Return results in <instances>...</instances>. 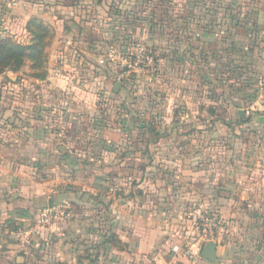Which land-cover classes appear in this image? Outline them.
I'll use <instances>...</instances> for the list:
<instances>
[{
  "label": "crops",
  "instance_id": "0c3cea01",
  "mask_svg": "<svg viewBox=\"0 0 264 264\" xmlns=\"http://www.w3.org/2000/svg\"><path fill=\"white\" fill-rule=\"evenodd\" d=\"M1 4L0 40L27 44L37 18L70 24L78 43L65 55L47 52L45 78L0 79V264H196L209 242L192 256V247L174 249L183 246L175 240L182 217L199 201L229 222L227 242L236 245L242 231L247 250L259 244L264 264V38L245 30L236 40L235 16L227 33L212 18L152 34L156 20L132 12L144 6L137 0ZM120 35L151 39L154 53L165 47L163 81L121 83L99 63ZM254 86L257 102L246 94ZM236 87L248 99L229 94ZM47 207L59 211L54 222L20 237Z\"/></svg>",
  "mask_w": 264,
  "mask_h": 264
},
{
  "label": "rangeland",
  "instance_id": "374dc122",
  "mask_svg": "<svg viewBox=\"0 0 264 264\" xmlns=\"http://www.w3.org/2000/svg\"><path fill=\"white\" fill-rule=\"evenodd\" d=\"M137 2L139 3V6L141 4L144 5V6H140V8H137L138 9L137 11H135V10L132 11L137 15V18L139 16L138 13L141 14L142 17H145V15H142L144 13V14L148 15V17L152 16L154 18V20H156V21H153V23L155 24V27H153V31H151L152 34H162L163 31H167V30L172 31L173 34H175V32L180 31L181 25H187V27H189L191 30H196V26L200 25V24H197V21H201V19L211 21L212 18H216L218 20V22H220V25H218L217 30H219L220 32L227 33L226 30L229 28V25L232 28V23H231L230 19L233 16H235L236 17L235 25L236 26L240 25L239 28L235 27V39L236 40H240V41L242 40V42H243V38H241V37L244 34L245 30H246V33H247V31L250 30L252 32V37L257 38V40L264 38V28H263L264 27V0H137ZM154 2H155V4H154ZM20 10L21 11H18V12H20L21 14H18V16L20 15L19 17L21 19V18H24V16L27 15V13H24L25 10H23V9H20ZM60 12L61 11L56 12L55 17H57L59 20H62L64 18L65 14L63 12H61V13ZM136 12H138V13H136ZM250 15L252 17L251 19L249 18ZM135 18L136 17L130 18V20L133 21V24H130V25L133 26L135 24V22H134ZM180 19L183 20L182 22H184V21H187V22L181 23ZM243 19H246V28H242L243 27ZM33 20H34V18H31L29 20L26 29H28L29 26L32 29L36 28V25H34ZM52 21L51 20H49L48 22L46 21V23H47L46 27H48V30H49L48 37L45 40V44H46V47H45L46 58L45 59L46 60H47V52L49 50H51V52L52 51H54V52L60 51V52H62V54L65 55L67 53L65 51V49L69 45H71V44L73 45L75 43H78L77 38H76V34L71 29L72 27H70L71 26L70 24L68 25L66 22L57 23L56 21H54V22H52ZM3 24H4V22L1 21L0 26H2V28H3ZM59 24L62 26L61 29L58 26ZM247 25H249V26H247ZM144 26H148V25L144 24ZM164 27H168V29H164ZM74 28H77V27H74ZM169 28H171V29H169ZM70 29H71V31H70ZM91 29H95V28L92 27ZM109 29L110 30H108V31H111V33L114 30L113 28H109ZM14 30H20V26L19 25L14 26ZM64 31L69 32L67 35V37L69 39H67L66 35L64 34L65 33ZM29 35L30 36L28 38L23 39V41H25L27 43L25 45H30L32 43L34 36L30 32H29ZM120 36L123 37L122 35H120ZM124 36H126V35L124 34ZM223 36H226V34H224ZM236 37L237 38L239 37L240 39H237ZM131 40H132V38L127 39V38L123 37L122 39H116V37H114V39L112 40L114 42V46L113 47L110 46V48H111L110 51H112V50L121 51L122 45L124 46L126 41L128 42V44H126V46L140 45V46H145L148 49H150V48L147 46V44H149V46H154L153 43L151 42V39L150 40L144 39L142 41V43L137 42V40L136 41L133 40L135 42H131ZM143 43H144V45H143ZM156 43L162 44V43H164V41L163 40H157ZM20 44H22V42ZM238 46H242V45H237V47H233V49L236 48V51H237V48H240ZM69 48L72 49L71 46ZM164 48L165 47H162V48L155 50V53H154V51H152L154 54L153 56L155 57L157 63H156L155 72L153 74H151L149 76V78H154L155 80L159 81L158 83L156 82V84L153 86H156L157 84H159L161 81H163V78H164V70L166 68V67L164 68L163 63H162V61H164V59H163L164 52L162 51V50H164ZM75 49L80 50L76 46L72 50H75ZM77 52H80V51H77ZM71 56L72 55L70 54L69 58ZM224 56H225V58L223 60H220L221 66H224V64L227 63L228 58L226 57V55H224ZM107 58L109 59V55L107 56ZM71 62L76 63V60L74 58H72ZM228 63H230V62H228ZM30 65H31V69H30ZM110 65L112 67V66H114V63L107 61V64L103 65V66L110 67ZM235 65H237V64H235ZM46 66L47 65L45 64L44 69L38 70V69L33 68V63L27 61L26 64L20 70L21 71L20 74H21V76H23V78H28L29 75L32 78H39L37 75L41 76V75H43V73L45 75L47 74L48 71L46 69ZM233 67H234V65H233ZM112 69H114V68L112 67ZM221 69L224 70V68H221ZM94 70L98 72L96 67H94ZM10 73H14V72L7 70L6 68L5 69L1 68L0 69V79H6L7 75H9ZM50 74H52V71L50 72ZM83 75H84L83 73L80 74V76H83ZM223 75H224V73L222 71H220V77H222ZM260 77H263V76H261V73H260V76L257 75L254 78L260 79ZM143 78L148 80L147 77H145V76H142V77L135 76L134 77L135 80L136 79L142 80ZM259 82H260V80H259ZM132 83H133V81H132ZM258 88H259L258 86H254V87H252V92L246 93V94H249L250 98L255 99L254 102L258 101V96H256L257 91H254L255 89L257 90ZM260 88L262 90L261 97L263 95L262 100H264V83L262 85H260ZM232 90L235 91V97L237 96V98L243 97V98L248 99L247 95L243 94L244 90L242 91L241 88H239V87H236V89L230 88L229 94L234 95V91L232 92ZM236 90L237 91L241 90V91L237 92ZM152 92L155 93L156 98H158L159 95H161V94H158L157 91H152ZM224 94H226V93H224ZM255 96H256V98H255ZM259 96H260V94H259ZM155 97L153 96V98H155ZM238 103H240V102H238ZM245 105H247V104H245ZM185 217H186L185 215L182 217V223L180 225V229L178 230L179 236H177V238L175 240L177 241V239H178V242H177L178 245H183L184 247H192V249L194 248L197 250L196 252H198L201 249L200 244L198 246L196 245L198 243V241H197L198 239L196 238L194 231H192L188 227V224L185 223ZM223 219H224V217H223ZM224 225H225L224 226V232L221 235V238L217 241L223 247L219 252V257H218L217 261L216 262H210L205 257H203V255L201 256L200 253H202V252H198V254L195 258L196 264H262V262H261V255H262L261 250H262V248H261V246L259 244H257L255 247H248V250H247L243 245L245 243V239H243L242 231L240 233V237L237 238L238 242H236L237 243L236 245L233 244L234 242H229V241L227 242L226 237L233 238L234 234H233V231H231L229 222L227 223V221L224 220ZM246 240H249V238H246ZM195 246H197V247L195 248ZM254 250L256 252H254L252 255L251 251L253 252ZM187 257H189V256H187ZM185 259L188 261L193 260L191 258H185Z\"/></svg>",
  "mask_w": 264,
  "mask_h": 264
},
{
  "label": "built area",
  "instance_id": "2783aa9c",
  "mask_svg": "<svg viewBox=\"0 0 264 264\" xmlns=\"http://www.w3.org/2000/svg\"><path fill=\"white\" fill-rule=\"evenodd\" d=\"M109 55V59L107 56ZM106 57L99 63L106 65L107 61L114 63L112 66L117 79L121 83H129L135 76H145L149 78L156 69V59L152 50L140 45L125 46L121 51H110ZM111 66V65H110ZM59 214V211L53 207H47L39 212L33 219V226L29 232L20 231V237L29 238L35 229L49 227ZM185 223L194 231L200 247L205 246L208 242H217L224 232V219L215 210L209 208L205 202H197L192 210L185 217ZM196 243V242H195ZM184 246L175 247L174 253L177 255L184 252ZM187 255H194L193 249L186 251Z\"/></svg>",
  "mask_w": 264,
  "mask_h": 264
},
{
  "label": "trees",
  "instance_id": "16d2710c",
  "mask_svg": "<svg viewBox=\"0 0 264 264\" xmlns=\"http://www.w3.org/2000/svg\"><path fill=\"white\" fill-rule=\"evenodd\" d=\"M6 18L4 14V5H0V22ZM35 29H27L34 38L30 45L20 44L11 39L0 40V69H7L14 73L19 72L27 61L33 63V68L42 70L47 63L45 54V40L48 37V27L39 19L34 18ZM2 26H0V32ZM125 46V45H124ZM122 45V48L124 47ZM121 48V49H122ZM39 78H45L46 75H37ZM134 79V78H133ZM135 80V79H134Z\"/></svg>",
  "mask_w": 264,
  "mask_h": 264
},
{
  "label": "water",
  "instance_id": "95a60500",
  "mask_svg": "<svg viewBox=\"0 0 264 264\" xmlns=\"http://www.w3.org/2000/svg\"><path fill=\"white\" fill-rule=\"evenodd\" d=\"M121 85H122V84H121L120 82L116 84V91L119 90V88L121 87ZM218 250H219V248H218V245H217L216 243H214V242H209V243L205 246V248H204V250H203V252H202V255H203V257H205L208 261H210V262H216L217 257H218Z\"/></svg>",
  "mask_w": 264,
  "mask_h": 264
}]
</instances>
